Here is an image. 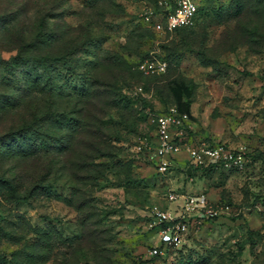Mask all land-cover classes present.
<instances>
[{"label":"rangeland","instance_id":"374dc122","mask_svg":"<svg viewBox=\"0 0 264 264\" xmlns=\"http://www.w3.org/2000/svg\"><path fill=\"white\" fill-rule=\"evenodd\" d=\"M171 1L0 0V264H264V0L147 27ZM171 110L177 142L244 166L187 176L182 150L159 170ZM155 206L187 234L150 256Z\"/></svg>","mask_w":264,"mask_h":264},{"label":"built area","instance_id":"2783aa9c","mask_svg":"<svg viewBox=\"0 0 264 264\" xmlns=\"http://www.w3.org/2000/svg\"><path fill=\"white\" fill-rule=\"evenodd\" d=\"M195 0H172L159 8L158 13L145 14L143 22L155 31L171 32L189 26L197 13ZM143 67V65L141 66ZM171 112L157 114L154 119L157 145L155 156L158 158V169L165 170L170 164V156H177L184 150L186 161L195 167L223 166L227 168H241L245 164V153L242 150L227 148L219 144L188 146L177 142L176 137L182 135V121L186 115H176ZM170 201L180 198L177 194L168 195ZM185 211L197 209L198 198H184ZM153 217L157 223L158 242L149 250L150 256L164 254L169 247H176L182 243L187 234L186 223L180 216H174L162 208H153ZM152 228V224H149Z\"/></svg>","mask_w":264,"mask_h":264},{"label":"trees","instance_id":"16d2710c","mask_svg":"<svg viewBox=\"0 0 264 264\" xmlns=\"http://www.w3.org/2000/svg\"><path fill=\"white\" fill-rule=\"evenodd\" d=\"M197 11H198V7H197ZM197 14V13H196ZM147 27H149L150 29H152L150 26H147ZM183 28H185V27H183ZM179 29H181V28H179ZM176 30H178V29H176ZM188 163V162H187ZM190 167L191 168V174L195 171V170H201V169H204V168H211V167H214V166H207V167H195V166H193V165H191L190 163H188L187 164V167ZM186 167V168H187ZM185 168V169H186ZM185 169H184V173H185Z\"/></svg>","mask_w":264,"mask_h":264},{"label":"water","instance_id":"95a60500","mask_svg":"<svg viewBox=\"0 0 264 264\" xmlns=\"http://www.w3.org/2000/svg\"><path fill=\"white\" fill-rule=\"evenodd\" d=\"M185 174L187 176H190L191 175V168L189 166L185 169Z\"/></svg>","mask_w":264,"mask_h":264},{"label":"crops","instance_id":"0c3cea01","mask_svg":"<svg viewBox=\"0 0 264 264\" xmlns=\"http://www.w3.org/2000/svg\"><path fill=\"white\" fill-rule=\"evenodd\" d=\"M183 160H186V156H184V158H182Z\"/></svg>","mask_w":264,"mask_h":264}]
</instances>
